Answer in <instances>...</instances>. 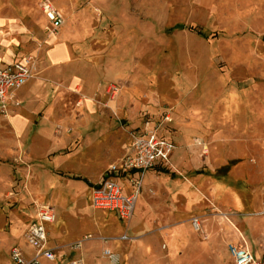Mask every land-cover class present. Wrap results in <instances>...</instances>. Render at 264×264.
<instances>
[{"label": "rangeland", "instance_id": "obj_1", "mask_svg": "<svg viewBox=\"0 0 264 264\" xmlns=\"http://www.w3.org/2000/svg\"><path fill=\"white\" fill-rule=\"evenodd\" d=\"M41 1L0 0L8 22L0 44L13 60L34 56L30 81L49 87L42 115L31 121L44 126L54 106L50 134L0 136V245L10 239L33 253L24 232L36 209L51 205L62 234L49 231L48 245L59 257L85 237L127 236L147 245L139 264H161L175 236L186 258L180 264H235L229 244L264 262V0H50L65 21L53 33ZM66 31L71 37L60 41L73 54L78 87L55 82L62 69L49 75L41 67ZM165 115L160 132L176 144L173 159L143 184L153 214L128 235L123 226L134 217L95 210L94 187L82 180L100 185L131 135ZM10 250L0 248V264H15ZM119 254L127 264V251Z\"/></svg>", "mask_w": 264, "mask_h": 264}, {"label": "built area", "instance_id": "obj_2", "mask_svg": "<svg viewBox=\"0 0 264 264\" xmlns=\"http://www.w3.org/2000/svg\"><path fill=\"white\" fill-rule=\"evenodd\" d=\"M40 9L49 21L52 33L64 26L63 15L50 0L41 1ZM36 62V58L29 55L22 61L0 68V112L2 114L7 113V98L14 97L12 91L21 89L33 78L37 67ZM111 90H116V88L113 87ZM167 115L164 121L155 127L148 126L144 132H135L131 135L129 151L119 163L110 166L105 179L94 188L91 197L94 209L114 212L122 221L132 220L146 173L159 164H169L176 149V146L160 132L163 123L170 120ZM132 172L136 174V177L130 178L129 182L133 190L131 193H126L118 182L117 175ZM261 215L264 217V211ZM56 221L57 214L53 207L39 206L36 221L30 224L24 232L25 243L33 250V253L29 256L22 249L15 247L11 251L12 261L15 264H45V261L55 263L64 259L65 253L59 257L48 245L49 226L55 224ZM193 226L196 231L200 230L198 221H195ZM128 239L127 236L122 237V240ZM90 240H92L91 237H85L83 241L68 245L67 249L72 252L81 251L84 243ZM102 242L106 244L108 241L102 240ZM228 252L235 264H264L263 259H258L249 249L229 244ZM103 257L109 264H122L121 255L109 248L104 249ZM71 264H82V260H75Z\"/></svg>", "mask_w": 264, "mask_h": 264}, {"label": "crops", "instance_id": "obj_3", "mask_svg": "<svg viewBox=\"0 0 264 264\" xmlns=\"http://www.w3.org/2000/svg\"><path fill=\"white\" fill-rule=\"evenodd\" d=\"M56 9H58V8H56ZM47 21H48V19H47ZM48 23H49V21H48ZM0 24L3 26L6 25V27H8V22L2 18L0 20ZM70 34L71 33L69 31H66L64 36L60 35L58 38H54L53 42L54 43L58 42V45H56V47L53 48L48 53V55H47L48 64H43V66H41V67L44 70H47V73H49V75L58 69H62L63 72H65V73L62 74V78L60 80L56 79L55 82L56 83L58 82L65 87L69 86V85H72L73 87H78L79 85L82 84V80H80L78 78V76H76L74 73H70V72H74V70H73V68L70 69L68 67L69 61H71V57L73 56V54H72L71 50L69 49V47L67 46V44L62 43V41H60L61 39L62 40L67 39L68 40L71 37ZM1 39H3V36L0 32V42H1ZM5 51H6V48L4 47V45L0 44V68H4L10 64L22 61L24 58V57H22L21 59L13 60L12 52L10 50H8V52H5ZM45 75L47 76L48 74H45ZM48 88L49 87L46 85L45 82L33 80V81H29L21 89L16 90V91H12V94L14 97L11 98L9 96L6 100V107H7V111H8L10 116L7 119L2 118L0 116V136H3L4 135L3 133L7 132V131H9L13 135H20L23 137L32 134L34 132V130H35V132L37 131V133L41 134V135L44 133L50 134L51 130H48V128L45 127V125L47 124L46 122L49 121V118L52 115V112L54 110V106H50V107H47L45 109L46 113H45V117L43 118V123H42L44 126L37 127L38 122L37 121H35V122L31 121V119H34V117L37 118L40 115H42L43 110L45 108V107H43L45 102L42 103L43 104L42 106H40L41 104H39V103L42 101L41 100L42 97L40 95L44 94L43 98L48 101L49 95H48V92H46V90ZM54 103H55V101H54ZM1 114L2 113L0 112V115ZM159 123H160L159 119L157 121L150 120V121L146 122L145 124H143L142 127L139 128L136 132L142 133L145 131L146 127H148V126L149 127H155ZM165 138L168 139L169 141H171L174 145H176L174 143V141L171 140L170 138H167V137H165ZM0 139L5 140V138H3V137ZM130 146H131V141L125 146L123 155H126V153L130 149ZM12 149H13L12 145L6 146L5 152L12 150ZM172 159H173V157L171 156L170 163H171ZM170 163L169 164H159L154 169L148 171V172H151L152 175H151V177L148 178L147 181L144 178V183H148L153 178V172H156V171L164 172L165 170L169 169ZM110 166L108 167V170H109ZM108 170H107V172H108ZM164 173H166V172H164ZM117 177H118V182L120 183V185H122V187L124 188V191L126 193H131V191H132L131 190V184L129 183L130 178H133V177L135 178L136 174L133 172L128 173L126 175L118 174ZM145 177H146V175H145ZM82 181L85 182L86 180H82ZM121 181L126 182L128 184V187L129 186L130 187L128 189L125 188V185ZM85 184L88 187H92V188L93 187L96 188L98 186V185L93 186L92 184H90L89 181L85 182ZM140 198H142L141 202H139ZM90 202H91V200H90ZM40 206H43V205H40ZM49 206H51V205H49ZM51 207H53V206H51ZM55 211H56V209H55ZM97 211H101V210H97ZM105 212H109V211H105ZM151 212H153V208H152L151 204L148 203L147 194H144V196H142V192H141L140 197H139L138 202H137L134 218H133L132 222L130 223V225L123 226V231L128 233V235L135 233V229L137 227H139L140 225H142L145 222V219L148 216H151L150 214H153ZM109 213L117 215L114 212H109ZM117 217L119 218L118 215H117ZM36 218H37V209H36V212L34 214V217L30 221V224L35 222ZM55 224L59 225V227L53 228L52 225H50L49 231H51L53 229V231H55L54 234H56L55 236L58 237L62 234L61 232H59L61 229V225L58 224L57 221ZM146 226L147 225H145V226L142 225L141 228L144 229ZM20 227H21V223L13 226V235L19 234ZM79 232H81V230L78 231L77 234ZM167 238L170 240L169 245H168V248L170 249L169 255H165L161 260H159L160 263L161 264H165V263L166 264H180V263L184 262L186 258H184L183 256L180 255V249H182L183 245H181L180 241H177L175 239V236L174 237H167ZM143 240H133V241H129V239L128 240H118V241L116 240V241H108L106 244L103 243L101 240H90V241H87L84 243L81 251L72 252V251H69L67 249V252L65 253L67 255L66 260L68 259L67 264H71L73 261L78 260V259L82 260V264H109L108 261L103 257V251L106 248H109V249L117 252L118 254H119V252L122 253L124 251H127V253H128V255H127L128 263L127 264H139V260L141 259L140 257L144 256V258H145L147 256V255H145L146 254V248L145 247L147 245H146V243L142 242ZM14 242H15L14 240L8 239L5 244L0 245V248H2V247H5L7 249L11 248L10 255H11L12 249L15 247L22 249L29 256L32 254V253L27 252L21 246H16V245L14 246V244H15ZM0 243H1V241H0ZM23 243H25V241ZM25 245H26V243H25ZM177 252H178V255H176ZM257 258L262 259L259 257H257ZM1 261H2V264H10V261H8L7 259L1 260ZM63 261H64V259L59 260V261L55 262V264L63 263ZM124 262L125 261H123V258H122V264H125ZM44 263L47 264V263H52V262H46L45 261Z\"/></svg>", "mask_w": 264, "mask_h": 264}, {"label": "trees", "instance_id": "obj_4", "mask_svg": "<svg viewBox=\"0 0 264 264\" xmlns=\"http://www.w3.org/2000/svg\"><path fill=\"white\" fill-rule=\"evenodd\" d=\"M199 34H200L201 36H203V34H202L201 32H200ZM228 169H229V167L226 168V170H228ZM197 174H202V172H197ZM76 180H80V179H76ZM85 182H87V181H85Z\"/></svg>", "mask_w": 264, "mask_h": 264}]
</instances>
